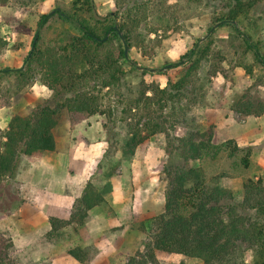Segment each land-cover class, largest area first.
<instances>
[{"label":"trees","instance_id":"trees-1","mask_svg":"<svg viewBox=\"0 0 264 264\" xmlns=\"http://www.w3.org/2000/svg\"><path fill=\"white\" fill-rule=\"evenodd\" d=\"M20 2L26 5L29 1ZM260 2L208 0L207 4L212 6L209 32L213 34L219 27L231 26L264 67V39L256 38L259 22L253 14ZM115 5L116 10L104 17L98 16L95 0H73L69 8L59 5L39 14L33 43L36 35L38 39L31 56L30 51L25 57V65L0 69V73L16 72L22 77L36 70L42 82L53 90L50 99L15 114L1 134L5 140L0 141V182L17 174L23 156L57 151L56 132L64 120L76 125L95 114H106L102 89L108 88L110 93L120 86L127 73L126 63L131 66L130 73L141 69L143 74L153 71L131 59L129 53L135 46H144L146 36L138 31L143 24L150 34L170 22L168 0H115ZM150 16L153 22L148 26ZM59 24H69L77 32L68 35L65 43L59 40L43 47L45 35ZM210 51L209 44L196 42L190 51L162 67H183L179 79H169L164 88L142 80L139 95L128 101L125 112L128 116L134 113L132 121L127 123L123 155L133 157L141 144L163 133L168 139V158L163 167L167 180L164 212L156 217L155 233L144 250L123 264H160L159 250L196 258L202 264H264V179L246 178L242 182L243 198L238 200L232 188L218 183L220 175L210 179L202 165L191 162L208 157L216 159L225 151L235 168L248 169L250 149L240 147L233 140L216 144L213 125L207 128L193 125L192 130L181 136L170 131L171 127L187 121L189 107L181 103ZM92 82L101 89H93ZM234 109L244 115L261 116L264 98L247 89L235 102ZM113 175L112 171L107 173L108 177ZM110 186V181L102 187L88 181L74 202L70 219H50L52 229L48 238L73 223L83 226L90 210L105 203ZM9 246L0 239V264H9ZM69 254L89 264L88 252L83 248H72Z\"/></svg>","mask_w":264,"mask_h":264},{"label":"rangeland","instance_id":"rangeland-1","mask_svg":"<svg viewBox=\"0 0 264 264\" xmlns=\"http://www.w3.org/2000/svg\"><path fill=\"white\" fill-rule=\"evenodd\" d=\"M20 1L0 0V69L25 65V57L32 49L39 14L48 13L59 5L69 8L73 0H26L29 1L26 5ZM207 1L168 0L171 6L168 24L150 34H147L146 24L138 29L146 40L141 48L135 46L130 50V58L153 71L147 70L143 74L141 69L130 73L131 66L128 63L124 65L127 73L120 86L110 93H107L108 88L102 89L105 97L102 104L107 112L91 116L96 126L90 136L84 129L89 130L93 125L94 121L89 120L91 117L76 125H71L66 119L57 129L58 150L54 152L71 153L70 158H75L80 173L90 170L84 173L87 175L83 174L84 180L81 181L91 180L101 187L107 181L111 183L105 203L90 210L83 226L73 223L50 239V219L58 218L50 216L51 228L40 243L47 247V253H43L39 260L26 259L25 254L32 244L23 243L24 222H18L16 218L20 219L23 212L25 198L22 188L31 180V167L40 161L33 156H23L17 174L0 182V239L10 245L9 264H83L69 254V250L76 247L88 252L89 264H123L130 256L144 250L155 233L156 217L165 209L167 180L163 167L168 158V139L163 133L156 134L141 144L133 157L123 155L128 138L127 123L132 121L134 113L128 116L125 111L128 101L139 95L142 80L164 88L169 79H179L183 67H162L190 51L196 42L203 46L209 44L211 51L193 76L194 81L188 86L187 96L181 103L189 107L187 121L171 127L170 131L181 136L192 130L193 125L204 128L213 125L216 144L233 140L240 147L250 149L248 169L235 168L225 151L216 159L208 157L202 161H191L193 165H202L210 179L220 175L218 183L232 188L238 200L243 198L242 182L246 178L264 179V114L244 115L234 109L235 102L247 89L264 98V67L256 61L252 51L246 49L242 37L231 26L219 27L213 34L209 32L212 6ZM95 3L99 17L116 10L115 0H95ZM253 14L254 20L259 22L256 38L264 39V0ZM152 22L153 18L148 17V26ZM74 32L77 31L69 24L55 25L45 35L43 47L59 40L65 43L68 35ZM91 87L101 89L95 82ZM52 95L53 90L42 82L41 74L36 70L28 72L25 77L16 72H1L0 109L5 108L8 114L4 119L0 117V141L5 140L1 134L7 130L15 114L36 106L43 99H50ZM80 125L84 129H80ZM111 171L114 175L108 177L107 173ZM68 181L70 183L71 179ZM74 202L70 216L64 220L70 219ZM157 256L160 264L181 261L202 264L199 259L179 253L159 250Z\"/></svg>","mask_w":264,"mask_h":264},{"label":"crops","instance_id":"crops-1","mask_svg":"<svg viewBox=\"0 0 264 264\" xmlns=\"http://www.w3.org/2000/svg\"><path fill=\"white\" fill-rule=\"evenodd\" d=\"M7 114L5 108L0 109L1 118H6ZM91 119L94 123L91 127L89 126V130L84 129L83 124L80 125V129L83 128L88 136L91 135L92 128L96 126L95 119L91 117L89 120ZM40 154L33 155L40 162L34 163L30 169L31 180L22 188L25 198L23 212L20 214V219L16 218L18 222H24L25 240L23 243L32 244L28 253L25 254L28 260H39L43 253H47V247L40 243L51 228L48 218L55 216L67 219L70 216L71 206L87 182L83 181V174L90 171L85 169L83 174L80 173L75 158H70L71 153L52 151ZM68 179H71V185Z\"/></svg>","mask_w":264,"mask_h":264},{"label":"water","instance_id":"water-1","mask_svg":"<svg viewBox=\"0 0 264 264\" xmlns=\"http://www.w3.org/2000/svg\"><path fill=\"white\" fill-rule=\"evenodd\" d=\"M37 39H38V36L36 35V37H35V39H34L33 46H32V50H31V53L29 54V56H31V54H32V51H33V49H34V47H35V44H36V42H37ZM126 52H128V49H127V48H126Z\"/></svg>","mask_w":264,"mask_h":264}]
</instances>
